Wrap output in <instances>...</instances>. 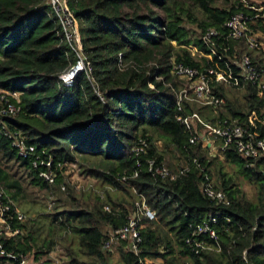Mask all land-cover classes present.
Instances as JSON below:
<instances>
[{"label": "trees", "instance_id": "obj_1", "mask_svg": "<svg viewBox=\"0 0 264 264\" xmlns=\"http://www.w3.org/2000/svg\"><path fill=\"white\" fill-rule=\"evenodd\" d=\"M47 1L0 0V88L19 93L21 107L17 114L0 116V158L20 162L29 170L35 186L49 190L60 187L67 166L64 164L74 161L83 173L116 190L132 193L137 189L157 213V218L142 229L143 257H162L164 264H264V159L252 160L247 166L234 150L222 149L227 160L240 162L243 177L258 183L259 202L247 198L219 168L215 185L232 203L218 204L202 188L204 173L213 177L216 156L209 158L212 143L203 139L191 143L195 132L179 119L194 111L213 124L219 119H237L264 136L260 120L264 94L250 82L238 89L214 81L211 90L226 98L225 110L189 100H184V109L179 110L178 93L186 81L172 73L174 61L202 69L217 68L218 58L208 56L210 50L202 42L201 33L216 27L225 34L224 23L240 10V0H66L81 36L85 63L90 67L80 72L70 87L59 76L78 58ZM244 12L256 13L249 8ZM251 27L263 28L262 19ZM228 44V52L218 48L226 59L248 53L254 62L264 63V52L256 53L258 48L250 49L243 39L229 40ZM191 46L200 52L193 55ZM5 129L20 133L34 148L32 152L52 161L57 175L54 184L39 176L45 167L36 168L30 157L19 155ZM141 137L150 141L148 153L140 156L144 165L137 177L123 183L118 175L135 168L132 147ZM155 138L173 145L183 155V165L197 158L204 171L195 167L167 180L154 176L147 158L164 160ZM216 138L221 147L223 140ZM8 179L9 173L0 161V184L17 202L21 185ZM97 194L84 192L80 198L72 192L78 206L58 210L51 218V224L61 233L68 230L76 236L77 246L67 249L70 264H113L111 251L104 250L102 244L110 228L126 222L129 209ZM106 204L111 212L104 209ZM214 212H220L214 227L221 252L196 255L186 238L198 222ZM17 226L24 227V234L0 230V264L6 259L16 264L21 255L30 252L34 264H57L51 258L40 259L54 249L56 239L45 237L35 245L29 223L15 218ZM118 252L124 264L137 261L136 255L122 245Z\"/></svg>", "mask_w": 264, "mask_h": 264}, {"label": "built area", "instance_id": "obj_2", "mask_svg": "<svg viewBox=\"0 0 264 264\" xmlns=\"http://www.w3.org/2000/svg\"><path fill=\"white\" fill-rule=\"evenodd\" d=\"M239 3L241 4L240 10L224 23V27L226 28L225 34L216 27H208L201 33L202 42L210 50L208 56L210 58L217 56L218 58V61H216L217 68L210 66L207 69H202L183 62L174 61L172 73L190 82V88L183 87L178 93L177 105L179 110L184 109V100L197 101L215 108H223L226 104V98L212 92L211 84L214 81L238 89H242L246 82H250L261 95L264 94V63L254 62L248 53H242L239 58H232L230 61L218 51V48L222 49L224 53L230 51L229 40L239 41L243 39L250 49H255L259 46L254 37L251 23L264 15V5L256 6L248 0H240ZM47 4L51 8V14L55 15L61 23L65 39L71 45L78 58L76 63L66 73L59 76L62 83L70 87L74 85L76 76L84 70H90V67L85 63L86 56L81 36L73 17V11L66 0H48ZM245 8L254 10L256 13L248 15L244 12ZM194 48L196 51L192 52L193 55L200 52L195 46ZM221 63L224 66H221ZM234 66L237 70L234 69ZM151 87L154 86L151 85ZM11 97L16 99L17 102L11 101ZM0 101V116L17 114L21 109L19 105V93L0 88ZM179 119L187 129L195 132L190 137L191 143H196L199 139L210 141L211 137H220L223 140V149L234 150L240 157L246 160L247 166L252 165V160L264 159V136L252 130L249 126L240 123L237 119H219L217 123L213 124L206 121L196 111L189 115H181ZM260 120L264 123V110L261 113ZM200 127L204 130L200 131ZM5 133L12 139L13 145L17 148L20 156L30 157L31 163L36 168L45 167L41 169L39 176L50 184H54L57 175L54 169H52V161L45 159L41 154L32 152L34 148L28 146L25 137L17 131L5 129ZM149 147L150 141L145 137H141L134 144L132 152L136 157V166L131 172L125 171L118 175L120 181L130 183L132 178L139 175L140 168L144 165L140 156L147 154ZM71 163L77 164L74 161L64 165L68 166ZM146 163L149 171L162 180L176 179L195 167L204 171L201 162L197 158H193L186 165L176 170L170 169L163 162H158L155 157H148ZM60 188L63 191L67 190L65 184H60ZM202 188L204 194L218 204L229 205L232 203V199L224 190L216 187L215 182L207 172L204 173ZM133 192L135 193L133 213H129L126 222L119 228L109 229L110 233L103 241L102 248L112 251L115 243L123 242L127 250L136 255L137 261L134 264H148L147 257L141 256L140 253L143 243L142 229L148 221H153L157 218V213L148 205L144 194L138 192L135 188ZM104 209L109 212L112 211L109 204L104 205ZM219 215L220 212L210 213L196 224L192 233L186 238V243L191 247L194 254L201 256L204 252H221V243L214 227V224L218 222ZM15 218L24 223L27 216L16 208L14 201L7 195L6 190L0 184V223L2 228L11 234H24V227H14ZM205 237H209V240L205 239ZM0 247L2 249L1 245ZM4 253L5 251L1 250V254ZM9 256L14 257L11 254ZM27 256L21 255L16 264H28ZM245 259L247 260L246 255Z\"/></svg>", "mask_w": 264, "mask_h": 264}, {"label": "rangeland", "instance_id": "obj_3", "mask_svg": "<svg viewBox=\"0 0 264 264\" xmlns=\"http://www.w3.org/2000/svg\"><path fill=\"white\" fill-rule=\"evenodd\" d=\"M248 1H252L253 3H256L258 5H264V0ZM256 41L258 43L260 41H264V30H261V34L258 38H256ZM190 49L193 53L194 51H196L194 46H191ZM180 80L186 81V84L183 87L190 88V82H188V80ZM197 103L199 105H204L199 102ZM216 109L219 110V108ZM220 109L225 110L224 107ZM203 128L200 127V131H203ZM217 141L218 138L211 137L210 142H212V146L210 149L209 158H213V156H216L215 165H213L211 168L213 172V181L218 182L217 171L220 168L227 174L228 178H231L234 183L237 184V186H240L244 190L247 198H249L254 203H258V183H250L245 177H243L240 172V162H232L227 160L221 152V150L223 149V144L220 147V143H218ZM154 142L159 151L164 154V160L162 162L165 165L170 167V169L172 170H176L182 167V163H184L183 155L173 145L169 144L165 139L158 140L157 138H155ZM0 161L9 173L8 180L10 182L16 181L21 185V195L19 197V200L16 202L13 198L11 199L15 202L16 208L19 211L25 213L27 216L25 222L29 223L30 231H33L32 235L34 237V241H32V243L35 245H40L43 238L45 237H53L57 241L56 246L48 255H43L40 257L41 261L47 258H51L57 264H70L67 249L69 246L73 248L77 246V240L75 238L76 236L73 232L68 230L61 233L55 225L51 224V218H53V215H55V212L58 210L78 206V202L75 201L71 196L72 192L75 193L76 196L80 197L84 192L88 193L89 191H92L98 193L97 195H100L101 199H105L111 204H124L129 209L128 213L130 214H132L134 211L135 196L133 192L129 193L125 190H116L108 183H104L87 173H83V169L80 167V164L78 162L77 164L71 163L70 165L64 167V170L62 172V178H64V181H62L61 184H65L67 186V190L63 191L59 186L54 187L52 190L35 186L31 182V177H29V170L26 166L21 165L20 162H16L15 160L6 162L1 158ZM4 189L6 190L5 187ZM14 189L16 190V188ZM110 199H112L113 202L110 201ZM148 224L149 223H147V225ZM1 229L2 225L0 223V230ZM109 233L110 231H108V234ZM121 245L122 247H124V249L127 250L125 243H115L111 251V259L113 264H124L118 252ZM161 251H164L163 247H161ZM147 260L148 264H164V259L162 257H147ZM27 262L28 264L36 263L34 262L32 252H30V255L27 256ZM2 264L14 263L9 259H6L2 262Z\"/></svg>", "mask_w": 264, "mask_h": 264}, {"label": "crops", "instance_id": "obj_4", "mask_svg": "<svg viewBox=\"0 0 264 264\" xmlns=\"http://www.w3.org/2000/svg\"><path fill=\"white\" fill-rule=\"evenodd\" d=\"M256 4V3H255ZM262 5V4H261ZM261 5H257L256 6H261ZM260 19H262V25H263V28L261 27H256V28H253V31H254V37L255 38H258L259 35L261 34V30H264V15H262L261 17L257 18L254 20L253 24L257 23ZM261 29V30H260ZM260 45V47L258 46V49L256 50V53H261L262 51L264 52V41H260L258 43ZM212 143V142H211Z\"/></svg>", "mask_w": 264, "mask_h": 264}]
</instances>
